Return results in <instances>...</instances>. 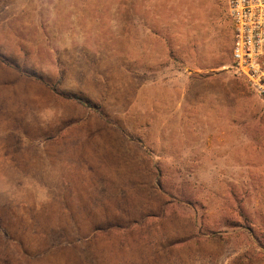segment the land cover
Masks as SVG:
<instances>
[{"label": "rangeland", "instance_id": "rangeland-1", "mask_svg": "<svg viewBox=\"0 0 264 264\" xmlns=\"http://www.w3.org/2000/svg\"><path fill=\"white\" fill-rule=\"evenodd\" d=\"M231 42L224 0H0V264H264Z\"/></svg>", "mask_w": 264, "mask_h": 264}, {"label": "built area", "instance_id": "built-area-1", "mask_svg": "<svg viewBox=\"0 0 264 264\" xmlns=\"http://www.w3.org/2000/svg\"><path fill=\"white\" fill-rule=\"evenodd\" d=\"M230 20L231 67L264 105V0H224Z\"/></svg>", "mask_w": 264, "mask_h": 264}, {"label": "trees", "instance_id": "trees-1", "mask_svg": "<svg viewBox=\"0 0 264 264\" xmlns=\"http://www.w3.org/2000/svg\"><path fill=\"white\" fill-rule=\"evenodd\" d=\"M74 99H76L77 101H80L81 102V99L80 98L74 97Z\"/></svg>", "mask_w": 264, "mask_h": 264}]
</instances>
